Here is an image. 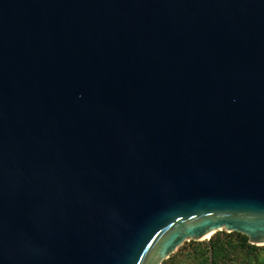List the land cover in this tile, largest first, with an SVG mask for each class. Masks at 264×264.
I'll list each match as a JSON object with an SVG mask.
<instances>
[{"label": "water", "instance_id": "95a60500", "mask_svg": "<svg viewBox=\"0 0 264 264\" xmlns=\"http://www.w3.org/2000/svg\"><path fill=\"white\" fill-rule=\"evenodd\" d=\"M264 246V0H0V264H163Z\"/></svg>", "mask_w": 264, "mask_h": 264}, {"label": "trees", "instance_id": "16d2710c", "mask_svg": "<svg viewBox=\"0 0 264 264\" xmlns=\"http://www.w3.org/2000/svg\"><path fill=\"white\" fill-rule=\"evenodd\" d=\"M216 234L210 239L207 250L199 249L196 257L199 264H264V246L250 244L248 237L238 232Z\"/></svg>", "mask_w": 264, "mask_h": 264}, {"label": "rangeland", "instance_id": "374dc122", "mask_svg": "<svg viewBox=\"0 0 264 264\" xmlns=\"http://www.w3.org/2000/svg\"><path fill=\"white\" fill-rule=\"evenodd\" d=\"M213 236H217V234H214ZM209 241L210 239L194 241L195 244H191V241L185 242L182 246L179 247V249L175 253L170 256L169 259L165 260L166 264H199V259L196 258L198 253L200 252L199 249L207 250Z\"/></svg>", "mask_w": 264, "mask_h": 264}]
</instances>
